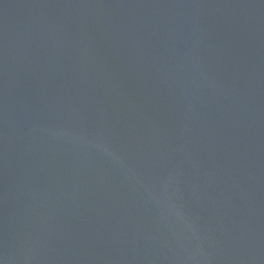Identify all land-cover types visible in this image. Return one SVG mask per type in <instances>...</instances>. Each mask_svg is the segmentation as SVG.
Segmentation results:
<instances>
[{"label": "water", "instance_id": "1", "mask_svg": "<svg viewBox=\"0 0 264 264\" xmlns=\"http://www.w3.org/2000/svg\"><path fill=\"white\" fill-rule=\"evenodd\" d=\"M0 264H264V0H0Z\"/></svg>", "mask_w": 264, "mask_h": 264}]
</instances>
